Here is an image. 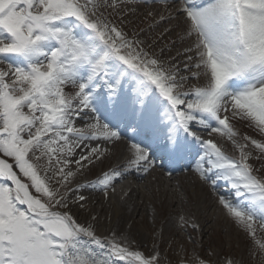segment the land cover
Returning <instances> with one entry per match:
<instances>
[{
    "label": "snow or ice",
    "instance_id": "snow-or-ice-1",
    "mask_svg": "<svg viewBox=\"0 0 264 264\" xmlns=\"http://www.w3.org/2000/svg\"><path fill=\"white\" fill-rule=\"evenodd\" d=\"M125 136L123 163L89 179ZM155 149L172 166L189 159L264 264V174L251 162L264 161V0H0V264H165L155 232L142 251L92 208V192L107 199L156 167Z\"/></svg>",
    "mask_w": 264,
    "mask_h": 264
},
{
    "label": "bare ground",
    "instance_id": "bare-ground-1",
    "mask_svg": "<svg viewBox=\"0 0 264 264\" xmlns=\"http://www.w3.org/2000/svg\"><path fill=\"white\" fill-rule=\"evenodd\" d=\"M142 8L143 5H141ZM141 9H138V12ZM126 19L132 20L137 29L144 26L141 23V16L129 15ZM136 19H138L137 22ZM125 30L131 35L132 26ZM142 34L149 36L148 31ZM240 127L244 134L259 138L254 130L247 126V122L240 121ZM209 131L202 130V136L209 138ZM212 138L222 145L229 155H238L226 137L213 134ZM247 150L251 151L254 156L256 155L253 147H248ZM155 153L156 167L141 175L133 171L122 179L116 180L109 189L107 199L103 197L102 192L91 193L94 200L92 208L102 218L104 227L126 232L130 239L135 241L133 247L139 245L142 251L152 249L155 232L158 235L156 242L159 243V250L162 258L165 259V264L168 262L178 264L180 259L192 260L197 255L202 259L212 261L213 264H216L221 256L232 255L237 258L238 251H240L238 241L232 238L230 244L223 242L224 233L231 229V225L229 218L223 213V208L217 203V194L197 180L189 166V159L182 160V164L177 162L175 166H172L169 165L167 156L160 158L161 152L158 149H155ZM126 155L127 137L125 136L117 144L114 154L109 159L91 169L88 178H94L110 166H119ZM251 162L256 168L261 169L258 174H264V168L261 167L264 161L253 159ZM165 182L168 185H179L184 196L178 195L174 188L173 190L161 188L159 191V184ZM170 191H173L176 197L168 201L166 195ZM220 191L225 192L223 184L220 185ZM180 213L189 218V223L183 228L179 226L177 219ZM193 222L198 225V228L194 229L190 226ZM214 235L221 239L217 243L218 250L216 251L211 249V239ZM177 245L182 248L180 252ZM189 251L193 252V256L189 254ZM211 256H214V259ZM247 256V253L243 255L241 253L239 258L247 259Z\"/></svg>",
    "mask_w": 264,
    "mask_h": 264
},
{
    "label": "rangeland",
    "instance_id": "rangeland-1",
    "mask_svg": "<svg viewBox=\"0 0 264 264\" xmlns=\"http://www.w3.org/2000/svg\"><path fill=\"white\" fill-rule=\"evenodd\" d=\"M136 22L138 21V19L135 20ZM141 39H144L146 38L145 34H141L140 36ZM234 126L236 129L239 130L241 136L245 135L244 132L240 129V122H234ZM243 142V141H242ZM248 147H253L249 144ZM260 167V166H259ZM160 186L158 187L159 191L161 190V188H169L170 190L172 188L175 189V191L177 192L178 195L180 196H184V193H183V190L181 189V187H179V185H168L166 182L165 183H162V184H159ZM145 190V189H144ZM173 190V189H172ZM146 192H148V190H145ZM173 191H170V192H167V195H166V198L167 200H171V199H174L176 197L175 193L173 194L172 193ZM161 194V193H160ZM159 196V195H158ZM147 203L149 204V201H147ZM181 209V208H180ZM182 210V209H181ZM223 213L225 214L224 210H223ZM186 214V213H185ZM226 215V214H225ZM230 220V219H229ZM228 225V224H227ZM230 225H231V229L229 230H226V232L224 233V236H223V242L226 243V244H230L232 238H234L233 240H236L238 241V247H239V250L238 251V256H237V259H239V255L242 253L245 254L247 253L248 256H247V259H244L245 261V264H257L258 260H259V257H251L249 255V252H248V246H247V241L245 239V236L242 232L239 231V229L237 228V226L230 220ZM221 241V239L219 237H217V235H214L212 236V239H211V249L213 251H216L218 250V242ZM177 249L178 251L180 252L182 250L181 246L180 245H177ZM242 251V252H241ZM189 254L191 256H193V252L189 251ZM178 255H180L178 253ZM231 257H234L232 255H230ZM226 257V256H221V259H219L217 261L216 264H221L223 258ZM212 259H214V256H211ZM235 258V257H234Z\"/></svg>",
    "mask_w": 264,
    "mask_h": 264
}]
</instances>
